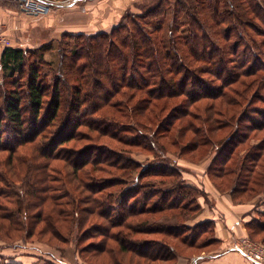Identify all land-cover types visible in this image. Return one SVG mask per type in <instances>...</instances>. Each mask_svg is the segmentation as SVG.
I'll use <instances>...</instances> for the list:
<instances>
[{"label": "trees", "instance_id": "1", "mask_svg": "<svg viewBox=\"0 0 264 264\" xmlns=\"http://www.w3.org/2000/svg\"><path fill=\"white\" fill-rule=\"evenodd\" d=\"M143 9L140 15H136L132 10L127 11L123 18H127L128 21L130 19V22L120 23L109 32L64 33L62 42L68 38L67 42H63L66 43L62 49L64 66L61 68V74L53 79L55 82L53 85L48 79L49 74H46L43 68L46 63L47 45H41L36 49L12 46L0 48V67L4 78L2 84H7L8 89L4 96V107L0 109V147L8 145V140L3 142L1 139L5 132L3 125H6L14 140L12 147L15 145V148H18L27 143H34L42 137L45 144L40 146L37 143L35 150L48 159L57 158L61 151L70 149L76 175L85 169L90 172L89 176H87L88 173L85 175L87 177L83 176L82 185L87 188L91 196L83 197L80 203L92 201L93 208L87 213H96L108 219L111 226L122 225L133 232H154L159 229L161 232L163 230L166 233L181 236L188 248L208 249L213 244L208 241L222 242L214 234L215 222L212 219L204 222L212 225L213 236L203 242L196 241L194 236L196 233L186 224L187 220L182 223H165L159 226L144 221L134 223L129 220L132 216L143 214V211L156 208L161 211L178 209L183 215L195 214L202 210L200 203L193 202L196 190L185 185L178 167L161 162H159L161 164H155V162L148 165L140 164L133 158H127L126 150L114 147L107 142L99 144L97 140L99 136L108 135L115 140L130 141L128 143L150 148L152 152L160 150L165 154L164 147L156 136V130L151 131V134L140 127L139 116L144 109L143 99L135 101L132 107L125 99L133 100L134 94H146L149 99L155 101L173 100L184 96L185 100L181 108L179 107V111L173 114L176 117H179L178 113L183 116L189 114L187 103L206 98L214 101L226 100L233 105L234 102L231 100V94L227 93L226 85L235 78L232 72L231 55L237 53L240 46L246 47L241 64L244 67V73L251 75L256 73L259 77L257 79L261 81L258 86H261L264 78V73L260 72L264 71V49L261 46L264 45V40L261 43L253 33L264 37V0H156L155 4L144 6ZM246 25L252 29V32L246 29ZM181 27L186 32L183 37L175 35ZM168 33L169 36H167ZM244 35L248 37V43L240 44L238 40L236 43L231 42L232 36L238 39ZM70 36H83V39L70 40ZM81 60L83 62H80ZM211 75L217 78L220 84H214L209 79ZM69 78L75 80L73 87L69 84ZM62 84L67 90L74 89L72 112L76 114L64 117L62 115L66 108ZM119 95H123V98L114 100L115 96ZM25 101H28L30 105L29 116H26ZM107 105L117 106L124 117H132L133 120L123 123L113 115H98L99 111ZM85 106H90L91 110L83 115ZM181 109L185 111L181 112ZM91 114H96L94 120L89 118ZM73 115L80 119L74 120ZM225 116L228 117L226 112ZM83 125H87L92 132L80 130ZM161 125L162 121L159 123V126ZM194 126L197 128L196 133L199 137H190L188 143L185 142V147H188L189 143L195 148L201 144L203 146L212 144L213 147L217 145L219 149L229 151V144L234 145L241 136V133H238L241 131V129L238 130L239 125L229 137L222 136L216 139L211 137L216 128L214 124L205 126L194 123ZM139 129H142L144 133L139 134ZM93 131L98 132L97 136L93 134ZM124 131L136 132L146 141L144 139L124 140V136L120 134ZM237 135L239 136L236 137ZM81 139H90L91 142L73 146V148L63 147L67 143ZM14 151L11 152L14 154ZM20 155L23 160L28 158L26 154ZM229 156L227 160L221 161L223 167L232 159V155ZM234 161L238 162L239 159L235 158ZM105 163L111 164L117 170L122 169V172L107 171L109 172L107 175L110 176H101L96 173L105 171L106 168L102 166ZM88 165H92L91 170H87ZM237 166L238 164L235 167ZM43 169V167H29V170H34L35 175L27 187L26 195H37L36 197H39L41 201L48 198L52 201L53 206L51 205L42 213L47 225V229L42 231L61 236L64 231L58 224L68 221L69 217H72L71 223H83L86 219L76 218L79 217L77 213L85 211L86 208L79 204L76 208L74 197L69 202L72 203V210L67 211V208L61 206L60 201H63V198L56 192L63 188L51 183L50 181L56 179H51ZM58 180L62 181V179ZM114 203L120 206L117 212H115ZM55 206H59L56 218L52 216L56 211ZM31 207L32 203L28 202L25 205L28 209L26 212L29 213L28 221L31 220L29 225L25 224L19 216L22 215L23 208L19 212L4 208L0 211V217L10 222V230L12 227L22 230L28 226L25 232L31 236L33 235L31 233H34L32 221L35 223L38 219L37 213L30 214ZM246 223L251 227L257 221L250 220ZM261 223L263 227L264 222ZM100 226L106 230L103 232L105 236L111 234L112 231H108L110 226L101 224ZM188 229L191 230L190 237L188 232L183 233ZM121 231V234L120 232L111 234L123 237L120 250L125 254L122 258L118 256L116 259L120 264L132 263V261L127 263L124 261L126 260L124 256L127 257L128 253H134L137 258L147 259L146 264L171 263L182 255L171 243L158 239H143L135 236L134 238L131 232ZM202 231L205 230L200 228L198 235H201ZM27 235L26 238H29ZM100 251V254L109 253L107 248ZM0 264L23 263L12 260L0 261Z\"/></svg>", "mask_w": 264, "mask_h": 264}, {"label": "rangeland", "instance_id": "2", "mask_svg": "<svg viewBox=\"0 0 264 264\" xmlns=\"http://www.w3.org/2000/svg\"><path fill=\"white\" fill-rule=\"evenodd\" d=\"M155 3L156 0H143L141 2H136L134 4L136 8L133 12L136 15H140L144 11V6L148 7ZM9 7H15L17 10L20 9L18 0H0V32L2 36L9 41V44L14 47L21 45L19 40L20 31H18V28H14L17 30L15 31L16 38V36L11 33L8 23L3 17L4 9L8 10ZM52 12L53 11L50 10L41 15L47 16ZM123 22L129 23L130 19L128 21L127 18H122L118 24ZM246 29L252 32V29L248 25H246ZM34 33L35 34L32 38H28L29 43L35 45V43L43 42V44H39L35 47L23 48L36 49L44 44L48 46V50L45 54L46 63L43 68L45 73L49 74L48 79L50 80L51 85H53L55 84L53 79H55L56 75L58 76L61 74V68L64 66L62 49L63 45L66 44L63 42H67L68 38L62 42V39L65 36L62 37V35H60L61 37L48 40L47 38L50 34L42 29L41 31H34ZM185 33V29L181 27L180 31L175 35L183 37ZM253 35L258 41L263 42L264 37H262V35L254 33ZM75 36H70V40H74V38L75 40H78L76 38L83 39V36ZM167 36H169V33ZM237 40L240 41V44H246L249 42L248 37L246 38L245 35L238 39L232 36V43L238 42ZM245 48L246 47L244 46H240L239 51L234 53V55H231L232 72L235 78L227 83L226 90L227 93L231 94V100L234 102L233 105H231L229 101L227 102L226 100L221 99L214 101L206 98L191 103L188 101L187 108L190 110L189 114L183 116L178 115L180 114L178 113L177 116L179 117H176L173 114L174 112L179 111V107L181 108V104L183 103V100H185L184 96L176 97L173 100L161 99L155 101L149 99V96L146 94H134V98H132L133 100H129L128 98L125 99L127 104L131 107L135 104V101L140 98L143 99L144 109L142 115L139 116L141 119V122H139L141 123L140 127H142L145 132H150L151 134V131L156 130V136H158L157 138L159 142L164 147L163 151L165 154L161 153L160 150L152 152L150 148L128 143L130 141L123 142L118 139L115 140L108 135L99 136L97 141L99 144L107 142L114 147L126 150L125 156L127 158H133L137 162H140V164L148 165L155 162V164L162 163L178 167L181 170L180 173L185 185L196 190L193 195V202L200 203L201 207H203V203H209L212 205L220 199L227 203L226 197L235 205L243 207L250 206L251 211L246 213V215H248L247 221H257V223L249 227L247 226V221H245L238 233H235L236 238L232 243H240L241 246L250 250L264 246V226L261 227L260 225L262 224L261 222H264V78L261 86H258L261 81L257 79L259 77L256 73H254V75L244 73V67L243 65L241 66V64L243 63L242 54ZM261 48L264 49V45H262ZM80 62H83V60ZM260 72L264 73V71ZM209 79H211L214 84H220L219 80L214 78L213 75H211ZM3 80V73L1 72L0 67V109H3L4 107V96L8 90L6 88L7 84H2ZM251 82L255 83L251 84ZM69 84L73 87L75 80L69 78ZM63 90L66 98V108H64L62 114L63 117L76 114L72 112V102L75 99L74 89L67 90L63 85ZM239 94H242V96H238ZM120 98H123V95L115 96L114 100ZM93 99L94 97L91 100L93 101ZM156 105L158 107H156ZM24 107L26 116H29L30 105L28 101H25ZM147 107L148 109L146 110ZM90 110V106L83 107V115ZM184 111L185 110L181 109V112ZM82 112L80 114H82ZM99 112L98 115H113L118 118L117 120L123 123L133 120L132 117H124L120 108L117 106L107 105ZM225 112L228 117L225 116ZM170 114L172 115L168 117ZM73 118H75L74 120L80 119L76 118L75 115H73ZM89 118L94 120L96 114L89 115ZM161 121L162 125L159 126ZM194 123L204 124L205 126L214 124L216 128L214 129V133H212L213 135L211 134V137H214L215 139L222 138V136L224 138L229 137L230 134L232 135V133L235 132V128L239 125L240 128H238V130L241 129V131H238V133H241V136L238 137L240 134L236 136L239 140L234 145L229 144V151H223L222 149H219L217 145L213 147L212 144L205 146L201 144L195 148L189 143L188 147H185V144L188 143L190 137H199V134L196 133L197 128L194 126ZM192 124L193 128H191ZM3 128L5 132L1 139L3 142L8 140V145L0 147L3 148L0 150V211L4 210V208H10L19 212L22 211L23 208L24 211L22 212V215L19 216H21L25 224L29 225L31 220L28 221L29 219L27 217L29 213L26 212L28 209L25 208V205L29 202L32 203V207L29 209L30 214L33 215L37 213L38 219H36L35 223L32 221L31 226L34 228V233H31L33 235L28 236L25 232L28 226L22 230L13 229V227L12 230H10V222L0 217V261H19V258H15V256L22 254L25 256H33L35 262L33 264H118L119 262L116 261L117 257L119 256L122 258L123 254H125L120 250L121 239L123 238L121 237L122 235H115L116 232H120L121 234V230L124 232H131L133 237L158 239L171 243L173 246L177 247L178 252L182 254L171 263L158 262L155 264H179V262H181L180 260L184 258L190 259L187 261L185 259L183 260L186 262L189 261L190 263L194 255H201L203 253L205 254L214 251L221 245L220 243H214V241L211 240L208 241L209 243H213L210 248L195 250L188 248L183 243L181 236L173 233L169 234L163 230L162 232L159 231V229H156L154 232H133L122 225L111 226L108 219L102 218L96 213H87L88 210L93 208L92 201L80 204L82 203L81 200L83 197L86 196L87 198V196H91L87 188H84L82 185L83 176H85L86 173H88L87 176H89L90 172L85 169L78 172V175H76L77 173L74 172L72 165L73 156H71L70 149L61 151L60 156L57 158L48 159L35 150L37 143L40 146L45 144V141H43L44 138L41 137L37 142L27 143L21 147L19 146L18 148H15V145L12 147L14 140L12 135L9 134V127L3 125ZM142 129H139V134L144 133ZM80 130H83L84 132H92L87 125L81 126ZM179 130L180 132L178 133ZM93 134L97 136L98 132L93 131ZM120 134L124 136V140L144 139V137L139 136L136 132L124 131ZM88 142H91V140H75L63 145V147L73 148V146L84 145ZM6 148H11L13 151L15 150L14 154L11 152L12 150ZM183 148H185V150H183ZM230 151L232 153H230ZM158 152L160 154H158ZM20 154H26L28 158L23 160L20 158ZM229 155H232V159L229 163L225 164L226 166L224 165L225 167H223L221 161L227 160V158L230 157ZM235 158H238L239 161H234ZM237 164L238 166L235 167ZM31 166L43 167V170L46 174L50 175L51 179H56L55 181L50 182L63 188L58 189L56 194L63 198V201H60L62 202L61 206L67 208V211L73 209L72 203H69L73 197L77 200H74V206H76V208H78V204L81 207L85 206V211L77 213V216L79 214V217L75 216L77 217L76 219H86L83 223H71L72 217H69L68 221L58 224L64 231L61 236H54L50 232L43 233L42 230H46L47 225L45 216H43L42 213L43 211H47L53 203L49 198L45 201H41L38 199L39 197H36L37 195H26L28 190L27 187L30 185L32 177L35 175L33 173L34 170H29V167ZM91 166L92 165H88L87 170H91ZM102 166L106 168L105 171L96 172L101 176H110L107 175V173H109L107 171L110 170L122 172V169L117 170L112 167L111 164L105 163V165ZM231 168L233 169L231 170ZM58 179H62V181H59ZM5 180L7 182H5ZM234 187L235 190L233 191ZM111 189H113V187H111ZM215 193L217 195H215ZM113 205L115 212H117L120 208L119 204L114 203ZM55 209L56 211L53 212L52 216L56 218L58 216L56 213L59 211V206H55ZM157 209L158 208L143 211V214L132 216L129 220L134 223L144 221L156 226L165 223H182L184 220H187L186 224L191 226L192 229H194V233H196L194 235L196 241L203 242L208 238L211 239L210 237L213 236L212 225L206 224V222H204L206 220L192 223L195 218L197 219L200 217L202 211L195 214L189 213L188 215H183L178 209L162 211ZM100 224L105 225L106 227L110 226L108 231H112L111 234L115 232V234H107L105 236L103 232H106V230L103 226H100ZM197 225L198 227H195ZM200 228L205 231H202L201 235H198ZM190 231L191 230L188 229L187 231H183V233L188 232L190 237ZM214 234L216 235V230ZM26 235L29 238H26ZM80 236L81 239L78 240ZM98 248H107L109 253L100 254V250L102 249ZM49 252H53L54 256L56 255L57 257H53ZM239 254L241 253L239 252ZM131 257L133 259H131ZM124 258H126V260H124L126 263L132 261V263L129 262L127 264H136V262H138L137 264H146V262H148L147 259L144 260L137 258L134 253H128L127 257L124 256ZM251 263L254 264L253 262ZM23 264L27 263L24 262Z\"/></svg>", "mask_w": 264, "mask_h": 264}, {"label": "crops", "instance_id": "3", "mask_svg": "<svg viewBox=\"0 0 264 264\" xmlns=\"http://www.w3.org/2000/svg\"><path fill=\"white\" fill-rule=\"evenodd\" d=\"M141 1L143 0H75L74 4L53 9V12L47 16L9 7L8 10L4 9L3 17L11 33L15 35L17 31L15 27L20 31L21 45L14 47H35L43 42L34 45L28 40L35 34L34 31L41 29L50 34L48 40L61 37L64 32L89 34L109 32L121 21L127 11L136 8L134 5L136 2ZM226 202L220 199L212 205L203 203L200 217L192 221L195 223L214 220L216 236L222 240L221 245L214 251L194 255L190 263L186 262L190 259L183 257L186 261L181 259L179 264H252L239 254L232 244L236 238L235 233H238L247 221L246 213L251 211V208L235 205L227 197ZM15 258H19V262L22 263H35L33 256L18 254Z\"/></svg>", "mask_w": 264, "mask_h": 264}, {"label": "built area", "instance_id": "4", "mask_svg": "<svg viewBox=\"0 0 264 264\" xmlns=\"http://www.w3.org/2000/svg\"><path fill=\"white\" fill-rule=\"evenodd\" d=\"M18 2L20 9L33 14H42L45 12H49L56 7H63L74 4L75 0H18ZM6 46L12 45L9 44V41L6 40L0 32V48ZM233 248L254 264H264V246L261 248L248 250L246 247H243L240 245V243H238L234 244ZM49 254H51L55 258L57 257L56 255L54 256L53 252H49Z\"/></svg>", "mask_w": 264, "mask_h": 264}]
</instances>
